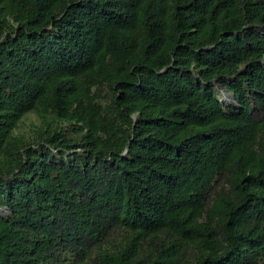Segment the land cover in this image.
<instances>
[{
  "label": "trees",
  "instance_id": "obj_1",
  "mask_svg": "<svg viewBox=\"0 0 264 264\" xmlns=\"http://www.w3.org/2000/svg\"><path fill=\"white\" fill-rule=\"evenodd\" d=\"M0 264H264V0H0Z\"/></svg>",
  "mask_w": 264,
  "mask_h": 264
},
{
  "label": "rangeland",
  "instance_id": "obj_2",
  "mask_svg": "<svg viewBox=\"0 0 264 264\" xmlns=\"http://www.w3.org/2000/svg\"><path fill=\"white\" fill-rule=\"evenodd\" d=\"M223 100L227 101L229 104H235L233 103L228 97L223 98ZM34 122V117L30 116L25 122H23L20 126L18 131H25V132H31L32 131V124ZM1 213L4 215H9L10 212L6 209H1Z\"/></svg>",
  "mask_w": 264,
  "mask_h": 264
}]
</instances>
